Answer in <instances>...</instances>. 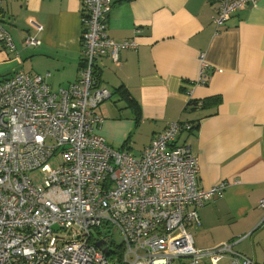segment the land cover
Returning a JSON list of instances; mask_svg holds the SVG:
<instances>
[{"label":"built area","instance_id":"2783aa9c","mask_svg":"<svg viewBox=\"0 0 264 264\" xmlns=\"http://www.w3.org/2000/svg\"><path fill=\"white\" fill-rule=\"evenodd\" d=\"M4 1L0 40L13 52ZM82 1L84 59L74 82L54 89L50 72L27 71L0 80V264H259L236 251L237 242L195 244L190 226L201 224L199 208L226 184H199L197 156L176 143L192 124L171 122L139 156L97 132L104 121L98 109L115 94L96 61L108 56L119 64L138 42L108 34L111 0ZM216 2L220 28L257 0ZM200 58L198 84L209 77L205 54Z\"/></svg>","mask_w":264,"mask_h":264},{"label":"crops","instance_id":"0c3cea01","mask_svg":"<svg viewBox=\"0 0 264 264\" xmlns=\"http://www.w3.org/2000/svg\"><path fill=\"white\" fill-rule=\"evenodd\" d=\"M111 1L108 34L136 38L138 47L123 50L119 64L108 56L96 61L102 83L115 94L98 109L104 121L97 132L112 147L139 156L171 122L192 124L176 143L197 156L199 184H226L199 208L201 224L190 226L195 244L237 242L236 251L256 254L258 261L254 240L264 227V0L240 9L220 28L213 22L216 0ZM2 13L16 50L0 40V80L19 71L50 72L47 80L58 89L77 79L84 59L82 0H5ZM28 36L40 45H27ZM201 54L209 77L198 84ZM121 87L131 98L121 95ZM260 259L264 264L261 252Z\"/></svg>","mask_w":264,"mask_h":264},{"label":"rangeland","instance_id":"374dc122","mask_svg":"<svg viewBox=\"0 0 264 264\" xmlns=\"http://www.w3.org/2000/svg\"><path fill=\"white\" fill-rule=\"evenodd\" d=\"M258 233L259 235L257 236L256 240H254V248L258 251V261L261 262L262 260L260 259V252L262 255H264V227ZM120 240L121 238L118 235V241L120 242Z\"/></svg>","mask_w":264,"mask_h":264},{"label":"trees","instance_id":"16d2710c","mask_svg":"<svg viewBox=\"0 0 264 264\" xmlns=\"http://www.w3.org/2000/svg\"><path fill=\"white\" fill-rule=\"evenodd\" d=\"M118 91L121 93V95L125 96V98H131L130 93H129V91L127 89H123L121 87V88L118 89ZM192 127H194V126H192Z\"/></svg>","mask_w":264,"mask_h":264},{"label":"water","instance_id":"95a60500","mask_svg":"<svg viewBox=\"0 0 264 264\" xmlns=\"http://www.w3.org/2000/svg\"><path fill=\"white\" fill-rule=\"evenodd\" d=\"M254 235H253V239H254ZM98 246H103L102 242H98ZM254 260H255L256 263L258 262L256 254L254 255Z\"/></svg>","mask_w":264,"mask_h":264}]
</instances>
